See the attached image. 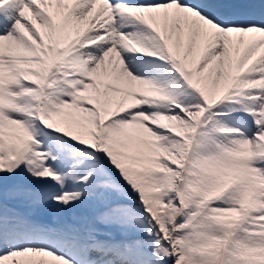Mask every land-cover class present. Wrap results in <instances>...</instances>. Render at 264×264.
Returning <instances> with one entry per match:
<instances>
[{"label":"snow or ice","instance_id":"6c2138e0","mask_svg":"<svg viewBox=\"0 0 264 264\" xmlns=\"http://www.w3.org/2000/svg\"><path fill=\"white\" fill-rule=\"evenodd\" d=\"M0 264H264V0H0Z\"/></svg>","mask_w":264,"mask_h":264}]
</instances>
